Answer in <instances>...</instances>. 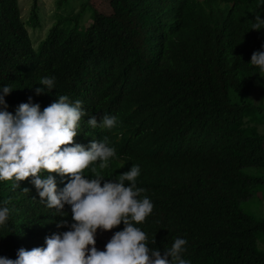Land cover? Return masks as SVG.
<instances>
[{
	"label": "trees",
	"instance_id": "16d2710c",
	"mask_svg": "<svg viewBox=\"0 0 264 264\" xmlns=\"http://www.w3.org/2000/svg\"><path fill=\"white\" fill-rule=\"evenodd\" d=\"M37 2L24 21L17 0H0V95L13 87L6 110L15 115L29 97L41 111L60 95L81 100L82 137L107 136L117 152L105 180L141 169L137 187L154 208L136 226L150 247L163 254L184 238L190 264H264L257 249L264 220L239 210L264 185V176L242 173L264 168V107L250 100L264 74L250 64L264 51V29L251 27L256 15L264 19V0H108L106 14L85 0L86 27L81 15L62 16L35 45L27 27H40ZM45 76L56 78L51 91L39 83ZM105 114L117 117V127L88 126L90 116ZM0 206L9 209L0 257L16 259L19 249L45 247L46 237L70 230L56 227L72 223L70 206L65 217L47 208L30 179L19 188L0 181Z\"/></svg>",
	"mask_w": 264,
	"mask_h": 264
},
{
	"label": "clouds",
	"instance_id": "9594fccd",
	"mask_svg": "<svg viewBox=\"0 0 264 264\" xmlns=\"http://www.w3.org/2000/svg\"><path fill=\"white\" fill-rule=\"evenodd\" d=\"M251 27L264 29V19L256 15ZM250 64L264 73V51L254 52ZM39 83L51 91L56 78L45 76ZM12 90V86H4L0 95L4 109L0 110V181L19 188L21 181L30 179L47 208L65 217V205L70 206L72 223L62 219L56 227L70 230L46 237L45 247L19 249L16 259L0 257V264H190L183 258L186 239L176 238L161 254L149 246L148 235L136 226L145 223L154 208L152 201L142 196L145 189L137 187L139 165H132L116 180H105L102 170L117 158V152L107 136L100 141L82 137L81 120L88 114L81 100L72 102L67 95H60L41 111L29 97L13 115L6 110L4 98ZM35 91L39 95L44 89ZM87 124L91 129L111 130L118 120L105 114L99 121L90 116ZM56 181L66 182L63 189ZM8 220L9 209L0 206V226H6ZM121 223L123 230L111 232L104 250H98V230L110 232ZM155 243L153 238L151 244Z\"/></svg>",
	"mask_w": 264,
	"mask_h": 264
},
{
	"label": "rangeland",
	"instance_id": "374dc122",
	"mask_svg": "<svg viewBox=\"0 0 264 264\" xmlns=\"http://www.w3.org/2000/svg\"><path fill=\"white\" fill-rule=\"evenodd\" d=\"M21 12V17L24 21L28 20L30 15L31 5L33 0H17ZM89 4L100 13H108V0H88ZM38 17L40 27L36 29L28 28L27 31L36 45L40 40L44 39L49 29L55 24L60 17L68 14L81 15L80 24L86 27L90 23L91 8L85 4V0H67L63 5L59 0H38ZM59 8V9H58ZM73 12V13H72ZM72 23L67 26H72ZM264 76V74L262 75ZM257 84L258 88H253L251 102L254 105H261L264 107V77H260L254 85ZM253 85V86H254ZM262 91L261 99L259 100L260 91ZM259 100V101H258ZM258 101V102H257ZM259 133H264L261 128ZM244 175L250 176H264V168L247 167L242 169ZM239 210L247 215L256 219L264 220V185H258L251 189V196L246 201L239 204ZM112 233L109 231L97 232L96 240L106 243L111 239ZM105 245H96L98 250H104ZM257 249L264 252V237L261 236L257 242Z\"/></svg>",
	"mask_w": 264,
	"mask_h": 264
}]
</instances>
